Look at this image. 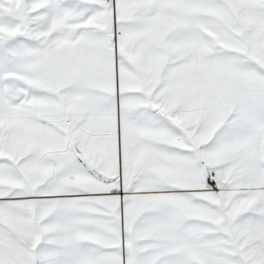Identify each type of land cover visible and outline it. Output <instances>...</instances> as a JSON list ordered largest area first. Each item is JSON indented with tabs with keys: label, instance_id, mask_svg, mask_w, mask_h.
<instances>
[{
	"label": "snow or ice",
	"instance_id": "snow-or-ice-1",
	"mask_svg": "<svg viewBox=\"0 0 264 264\" xmlns=\"http://www.w3.org/2000/svg\"><path fill=\"white\" fill-rule=\"evenodd\" d=\"M0 264H264V0H0Z\"/></svg>",
	"mask_w": 264,
	"mask_h": 264
}]
</instances>
